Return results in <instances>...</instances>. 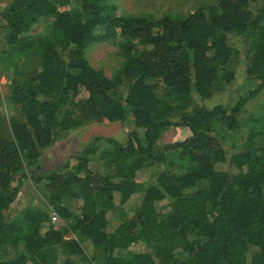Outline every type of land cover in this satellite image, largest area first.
Wrapping results in <instances>:
<instances>
[{"label":"trees","instance_id":"1","mask_svg":"<svg viewBox=\"0 0 264 264\" xmlns=\"http://www.w3.org/2000/svg\"><path fill=\"white\" fill-rule=\"evenodd\" d=\"M45 19L47 35L32 36ZM232 38L248 48L256 88L233 107L198 105L195 96L211 100L235 80ZM101 41L124 58L112 78L87 58ZM11 52L35 57L37 70L14 81L12 123L0 111V252L13 256L0 264H264V124L239 143L229 137L264 90V0H216L159 19L119 14L115 0H15L0 12V59ZM129 120L125 144L95 138L74 165L43 170L59 137ZM172 129L189 135L165 144ZM27 181L43 200L8 221ZM137 193L135 217L117 220ZM138 245L147 250L133 252Z\"/></svg>","mask_w":264,"mask_h":264},{"label":"rangeland","instance_id":"2","mask_svg":"<svg viewBox=\"0 0 264 264\" xmlns=\"http://www.w3.org/2000/svg\"><path fill=\"white\" fill-rule=\"evenodd\" d=\"M15 0H0V12L7 9ZM118 5L119 14L132 16H152L156 19L166 15H186L195 12L203 6L213 4L216 0H115ZM50 20H42L31 30L32 36L47 35L50 28ZM234 47L232 67L236 78L228 89L215 96L211 100H201L195 96L198 105L213 108L217 105L227 107L235 106L238 101L248 92L254 90L257 82L249 81L246 77V68L249 61L248 48L240 38L231 39ZM87 58L91 65L104 72L108 78H112L118 72L124 62L120 50L108 41H101L88 49ZM37 70L36 58H25L22 55L13 52L0 59V111L5 116L6 122L12 123L16 115L9 105V97L14 81L24 82L28 80ZM241 129L239 133L229 135L231 141H239L248 134L249 129L259 123L264 124V90L244 108L241 117ZM135 130L133 121L124 123H96L70 134L59 137L56 142L44 151L41 163L44 171L56 172L63 165L70 161L75 164L73 157L78 155L95 138L114 139L125 144L129 134ZM142 134V132L140 131ZM189 132L184 129H172L164 134L163 142L165 144H174L186 139ZM101 146L107 147L108 143L104 140ZM103 160L98 156L92 163L94 171L101 169ZM145 180V175L140 180ZM143 193L135 194L122 207L115 211V218L119 220L122 217H135L138 209L143 202ZM43 200V190L41 187L27 181L23 187L22 194L13 204L11 210L7 213L8 221H15L30 208H33ZM159 213L164 215L169 213L170 208L166 202L158 205ZM88 253H93V246L86 243ZM133 252H145L147 248L144 245H138L131 248ZM9 250L0 252V260H10L13 256L8 253ZM100 261V260H99ZM98 264V262H97Z\"/></svg>","mask_w":264,"mask_h":264},{"label":"built area","instance_id":"3","mask_svg":"<svg viewBox=\"0 0 264 264\" xmlns=\"http://www.w3.org/2000/svg\"><path fill=\"white\" fill-rule=\"evenodd\" d=\"M57 215L55 213L52 214V221L56 222L57 221Z\"/></svg>","mask_w":264,"mask_h":264}]
</instances>
